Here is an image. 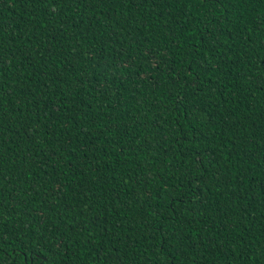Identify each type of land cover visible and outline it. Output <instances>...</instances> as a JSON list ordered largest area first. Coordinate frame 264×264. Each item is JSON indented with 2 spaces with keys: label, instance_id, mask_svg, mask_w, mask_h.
Instances as JSON below:
<instances>
[{
  "label": "trees",
  "instance_id": "16d2710c",
  "mask_svg": "<svg viewBox=\"0 0 264 264\" xmlns=\"http://www.w3.org/2000/svg\"><path fill=\"white\" fill-rule=\"evenodd\" d=\"M0 264H264V0H0Z\"/></svg>",
  "mask_w": 264,
  "mask_h": 264
}]
</instances>
